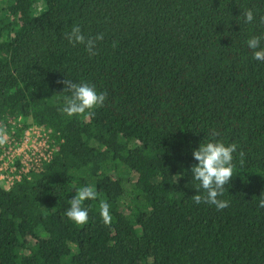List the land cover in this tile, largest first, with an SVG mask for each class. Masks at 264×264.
<instances>
[{
	"label": "trees",
	"instance_id": "1",
	"mask_svg": "<svg viewBox=\"0 0 264 264\" xmlns=\"http://www.w3.org/2000/svg\"><path fill=\"white\" fill-rule=\"evenodd\" d=\"M1 2L0 125L17 141L42 129L54 151L0 185V264H264V62L246 43L264 36V0ZM73 24L104 34L98 54L64 37ZM65 78L104 105L62 113ZM214 130L239 146L223 210L192 198V153ZM89 185L76 224L65 213Z\"/></svg>",
	"mask_w": 264,
	"mask_h": 264
},
{
	"label": "clouds",
	"instance_id": "2",
	"mask_svg": "<svg viewBox=\"0 0 264 264\" xmlns=\"http://www.w3.org/2000/svg\"><path fill=\"white\" fill-rule=\"evenodd\" d=\"M241 16L245 23H251L255 16L253 9L245 10ZM261 23H264V16H261ZM64 37L73 45H85V49L90 56L97 53V41L104 39L103 33H98L95 36H86L78 24H73L71 31L63 33ZM264 41V36H252L247 40V45L253 50V58L264 62V47H261V42ZM113 43V47H116ZM58 84H63V93L70 92V96L64 97V106L60 109L62 113L71 117L74 115L84 114L86 111L102 107L107 99V92H98L94 84L81 81L73 82L68 78L58 80ZM219 132L213 131L211 139L204 140L198 149L193 150V157L197 164L191 167V173L195 181L200 183L197 185V190L202 188L204 195L199 194V191L192 198L196 204L201 202L215 205L217 210H223L229 206V201L218 199L223 196L225 185L232 180L236 164L234 162V153H237L238 144L231 143L226 145L222 140H217ZM8 142V130L6 126L0 125V147ZM239 164H245V153L241 150L238 152ZM76 189V188H75ZM94 186H83L77 189L76 194L70 199V208L65 215L68 219L76 224H86L89 220V212L83 207L87 200H96L99 197ZM258 203L259 208H264V194L260 196ZM100 215L105 223H110V205L103 199L99 204Z\"/></svg>",
	"mask_w": 264,
	"mask_h": 264
},
{
	"label": "built area",
	"instance_id": "3",
	"mask_svg": "<svg viewBox=\"0 0 264 264\" xmlns=\"http://www.w3.org/2000/svg\"><path fill=\"white\" fill-rule=\"evenodd\" d=\"M53 151L42 129L28 130L20 141L8 135V142L0 147V185L14 186L22 176L50 160Z\"/></svg>",
	"mask_w": 264,
	"mask_h": 264
},
{
	"label": "rangeland",
	"instance_id": "4",
	"mask_svg": "<svg viewBox=\"0 0 264 264\" xmlns=\"http://www.w3.org/2000/svg\"><path fill=\"white\" fill-rule=\"evenodd\" d=\"M0 3H2L1 0H0Z\"/></svg>",
	"mask_w": 264,
	"mask_h": 264
}]
</instances>
